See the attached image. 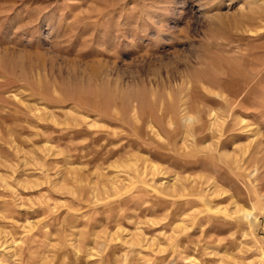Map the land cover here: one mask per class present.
<instances>
[{"label": "rangeland", "instance_id": "1", "mask_svg": "<svg viewBox=\"0 0 264 264\" xmlns=\"http://www.w3.org/2000/svg\"><path fill=\"white\" fill-rule=\"evenodd\" d=\"M0 114V264H264V0H0Z\"/></svg>", "mask_w": 264, "mask_h": 264}, {"label": "bare ground", "instance_id": "2", "mask_svg": "<svg viewBox=\"0 0 264 264\" xmlns=\"http://www.w3.org/2000/svg\"><path fill=\"white\" fill-rule=\"evenodd\" d=\"M232 99V98H231ZM236 100L237 99H235V100H229L228 102L230 103V104H233L234 105V103H236ZM3 101V100H2ZM233 107H235V106H233ZM9 114V113H8ZM7 113H6V115H8ZM6 118V116H4V114H0V139L1 140H6V142H8V140H7V138H6V135H11L12 136V133L13 132H11V130L10 129H6V127H5V124H4V119ZM4 128L6 129L5 131H4ZM10 137V136H9ZM9 143V142H8ZM0 180H2V178L0 177ZM6 181V180H5ZM5 183V182H4ZM7 184V183H6ZM4 185V184H3ZM237 211V210H236ZM243 213L242 215L243 216H245L247 219H255V214H251V213H248V212H246V211H237V212H235V213H238V214H240V213Z\"/></svg>", "mask_w": 264, "mask_h": 264}]
</instances>
